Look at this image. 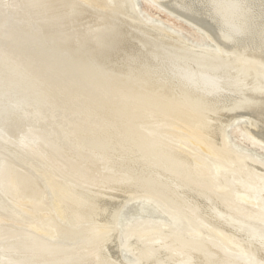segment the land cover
<instances>
[{"label":"bare ground","instance_id":"obj_1","mask_svg":"<svg viewBox=\"0 0 264 264\" xmlns=\"http://www.w3.org/2000/svg\"><path fill=\"white\" fill-rule=\"evenodd\" d=\"M151 1L0 0V264H264V0Z\"/></svg>","mask_w":264,"mask_h":264},{"label":"rangeland","instance_id":"obj_2","mask_svg":"<svg viewBox=\"0 0 264 264\" xmlns=\"http://www.w3.org/2000/svg\"><path fill=\"white\" fill-rule=\"evenodd\" d=\"M139 3V7L143 8V7H148L150 9H152L153 11H157L159 12L162 17H168V15L166 14V12H164L163 10H158L157 7L154 5V3L151 0H138ZM22 6V5H21ZM172 19V18H171ZM175 19V20H174ZM172 19V21L179 23L180 21L176 18ZM204 48H214L213 46H206ZM179 123V122H178ZM242 122L238 121L237 123L235 122L234 124L231 125L229 132H228V137L231 140H235V139H240L241 142H243L244 144L250 145V146H254L257 149H261L264 150V143L257 140L255 137L247 134L243 129H242ZM144 198L140 197L139 199H130L129 201H127L124 205H123V211H124V215L126 218L128 219H134V217L139 213V209L141 204L144 202ZM130 202V203H129ZM145 203V202H144ZM127 204V207H126ZM126 207V208H125ZM119 237L121 238V242H126L127 243V238L128 236L125 234H121L119 235ZM244 239V238H243ZM125 240V241H124ZM60 244H64V241H60L58 242ZM125 245L123 246V254L129 256L131 255L134 259H138L137 257H135L131 251H127V246ZM130 257V256H129ZM131 258V257H130Z\"/></svg>","mask_w":264,"mask_h":264},{"label":"water","instance_id":"obj_3","mask_svg":"<svg viewBox=\"0 0 264 264\" xmlns=\"http://www.w3.org/2000/svg\"><path fill=\"white\" fill-rule=\"evenodd\" d=\"M3 149H4V147H3Z\"/></svg>","mask_w":264,"mask_h":264}]
</instances>
